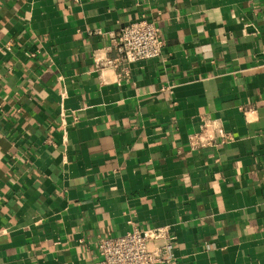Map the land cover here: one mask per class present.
I'll use <instances>...</instances> for the list:
<instances>
[{
    "label": "crops",
    "instance_id": "1",
    "mask_svg": "<svg viewBox=\"0 0 264 264\" xmlns=\"http://www.w3.org/2000/svg\"><path fill=\"white\" fill-rule=\"evenodd\" d=\"M142 17L166 49L117 75ZM134 226L264 264V0H0V264H100Z\"/></svg>",
    "mask_w": 264,
    "mask_h": 264
},
{
    "label": "built area",
    "instance_id": "2",
    "mask_svg": "<svg viewBox=\"0 0 264 264\" xmlns=\"http://www.w3.org/2000/svg\"><path fill=\"white\" fill-rule=\"evenodd\" d=\"M115 57L105 59L117 75L127 74V65L161 57L166 41L154 20L142 17L122 28L113 36ZM208 140L194 139L193 144ZM174 236L167 228H134L118 236L100 237L96 244L100 264H171L175 258Z\"/></svg>",
    "mask_w": 264,
    "mask_h": 264
}]
</instances>
